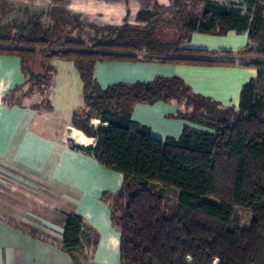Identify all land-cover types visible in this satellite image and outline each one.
<instances>
[{
	"label": "trees",
	"instance_id": "16d2710c",
	"mask_svg": "<svg viewBox=\"0 0 264 264\" xmlns=\"http://www.w3.org/2000/svg\"><path fill=\"white\" fill-rule=\"evenodd\" d=\"M201 1V15L187 18L188 34L174 42L154 37L157 28L170 24L168 18L154 12L159 6L156 2L133 15L145 25L140 26L146 32L138 39L131 34L135 27L129 21L101 31L85 22L80 13L53 6L49 27L32 20L7 37L15 47L0 46V52L21 55L26 75L23 53L40 47L39 53L48 62L40 66L49 75L44 94L53 76L52 60L75 62L87 107L101 115L97 125L87 117H75V124L96 139L88 149L126 179L125 190L111 196L112 220L121 232L122 264H264V62L246 64L236 58L249 46L236 53L225 50L217 54L183 46L194 32H246L257 42L255 53L264 58V3L238 0V6H227ZM246 4L249 8L244 10ZM85 26L96 31L89 43L81 34ZM75 29L80 31L76 37L72 36ZM103 60L239 64L255 67L257 75L242 87L235 108L196 93L178 76L119 82L103 89L93 75L95 64ZM90 82L98 92L95 96L86 92ZM26 86L9 100L20 103L31 96L22 94ZM19 95L23 99H15ZM186 100L194 104L190 116L183 112ZM156 101H176L181 106L179 117L204 128L186 125L178 138L152 136L148 126L132 118V110L137 103ZM155 185L177 191V198L166 199ZM237 207L252 212L249 225L233 224ZM83 223L81 215L71 213L63 232L64 248L77 264L88 260L80 238Z\"/></svg>",
	"mask_w": 264,
	"mask_h": 264
},
{
	"label": "crops",
	"instance_id": "0c3cea01",
	"mask_svg": "<svg viewBox=\"0 0 264 264\" xmlns=\"http://www.w3.org/2000/svg\"><path fill=\"white\" fill-rule=\"evenodd\" d=\"M23 1L37 5L52 2ZM67 1L73 4L77 0ZM253 42L246 32H194L183 46L212 54L225 50L236 53ZM57 59L69 73L62 78L63 89L65 85L67 88L65 98L73 96L68 90L71 75L82 81L84 92L75 62L55 58L51 62L53 76L43 96L49 107L42 103L37 106L33 96L12 103L9 98L26 86L27 75L20 54L0 52V264H77L63 243L71 213L83 217L80 238L90 264H122L121 232L112 220L111 196L125 190L124 174L101 163L88 149L95 138L82 133L80 141L64 140L49 132L51 120L64 122L87 108L82 92L75 103L64 105V117L60 116L52 88ZM93 75L103 89L119 82L132 84L178 76L196 93L238 108L242 87L257 75V70L239 64L103 60L95 64ZM179 109L176 101L140 102L134 105L132 118L162 140L180 137L186 125L204 128L179 117Z\"/></svg>",
	"mask_w": 264,
	"mask_h": 264
},
{
	"label": "rangeland",
	"instance_id": "374dc122",
	"mask_svg": "<svg viewBox=\"0 0 264 264\" xmlns=\"http://www.w3.org/2000/svg\"><path fill=\"white\" fill-rule=\"evenodd\" d=\"M212 1L227 6H238L239 2L238 0ZM0 2V46L2 47H15V42H12L10 39L7 40V37L14 36L21 27L28 25L32 20L39 22L44 28L49 27L53 22V6H57L62 10L70 11L71 13H80L85 22L92 23L94 25V27L92 25L93 28L101 31L105 26L117 27L129 21L130 24L135 27L133 28L134 30L131 31V34L135 35L134 37L138 39L140 36L144 35V32L146 31L145 27H140L143 25L142 23L133 19V15L145 5L155 4L156 2L159 6L154 12L162 14L165 18H168L170 24H162L160 28H157L155 30L154 37L159 41L174 42L183 39L188 34L186 27L184 26L185 20L194 16H200L203 11L204 4L201 0H77L73 4L60 0L38 5L33 4L32 2L28 3L23 0H0ZM247 8H249L248 4L244 5L243 9L246 10ZM78 32H80L79 29H75L72 36L76 37ZM81 34L82 38L89 43V40L95 37L96 31L89 26H85L84 30L81 31ZM1 38L3 39L1 40ZM4 38L5 41H3ZM257 46V42L254 41L251 46L237 53L236 58L246 64L260 61L264 62V58L259 57L258 54L255 53ZM39 52L40 47H37L36 51L33 53H23L26 63L28 83L22 94L25 92L27 95L33 96L37 106L42 103L44 106L46 105L45 107H49V103L45 99L46 97H43L45 96L44 87L48 81L49 75L46 72V69L40 67L42 63L46 64L48 62ZM61 62L62 61L60 59L54 61L57 69V79H54V85L52 88H54L53 99L55 105L59 110L60 116L63 118L64 114L61 110H65L64 105H66L67 102L72 101L75 103L77 99H80L78 97L81 96L80 94H82L83 90L80 88V86H82V81H77V78L71 75L73 80L70 79V82L72 83L68 90L73 96L70 100L65 98L67 88L65 85V90L63 89L62 78L69 73H66L63 70ZM252 68L257 70L255 67ZM88 86L89 87L86 91L88 94L94 96L98 94L93 83L90 82ZM42 98H44V100ZM15 99L21 100L23 97L19 95L16 96ZM41 100H43V102H40ZM185 103L187 104H184L183 112L186 116H190L192 110L194 109V104H190L193 103V101L186 100ZM51 115L54 116V113L52 112ZM75 117L78 119H82L84 117L90 118L92 122L97 125L98 121H100L101 115L93 109L87 107L84 113L72 116L64 122L60 119L51 120L49 125L51 128L49 127V132L52 135L64 140L80 141L83 138L82 133L86 136L88 135L83 131V129L75 124ZM155 188L162 190L166 199L170 201L175 200L178 196V193L175 190L165 189L160 185H155ZM117 214L118 216H121L122 211H118ZM252 217V212L249 209L237 207L233 217V224L235 226L249 225L252 221ZM81 263L90 264L89 258L87 261L81 260Z\"/></svg>",
	"mask_w": 264,
	"mask_h": 264
}]
</instances>
